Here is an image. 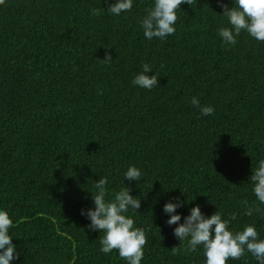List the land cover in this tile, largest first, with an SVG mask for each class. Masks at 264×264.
Wrapping results in <instances>:
<instances>
[{"label": "trees", "instance_id": "obj_1", "mask_svg": "<svg viewBox=\"0 0 264 264\" xmlns=\"http://www.w3.org/2000/svg\"><path fill=\"white\" fill-rule=\"evenodd\" d=\"M151 3L135 0L119 17L90 14L107 10L104 0L0 5V207L14 220L12 264H126L100 251L103 233L80 210L92 206L95 181L107 176L118 190L129 165L144 174L125 180L141 198L142 264L204 262L166 223L174 197L188 201L182 219L200 204L208 216L237 213L231 227L254 223L264 237V215H242L256 200L252 163L264 157V42L241 32L222 46L217 0L183 4L175 34L148 40L138 21ZM144 63L160 75L151 90L131 82ZM192 96L214 114L202 116ZM229 264L256 261L249 253Z\"/></svg>", "mask_w": 264, "mask_h": 264}, {"label": "clouds", "instance_id": "obj_2", "mask_svg": "<svg viewBox=\"0 0 264 264\" xmlns=\"http://www.w3.org/2000/svg\"><path fill=\"white\" fill-rule=\"evenodd\" d=\"M217 2L227 21V26L217 29L222 46H235L241 32L264 42V0H230L231 7L225 0ZM4 3L5 0H0V5ZM104 3L108 5L107 10L91 8L90 14L97 16L103 11L119 17L122 13L131 12L135 0H104ZM191 3L192 0H152L138 21L144 37L148 40H164L175 34L178 10L183 4ZM101 60L110 63L111 53L106 51L105 58ZM141 68L134 74L132 84L148 90L157 87L159 73L154 71V74L149 75L153 71L150 63L142 64ZM190 103L202 116H211L215 112L214 106L202 104L199 96H192ZM123 175V184L118 190L110 187L107 176L95 181L89 190L92 193V206L81 208L80 214L89 221L87 228L90 231L103 233L99 236L102 253L107 255L115 250L126 264H142L147 230L137 225L133 215L141 207V198L131 194V187L125 184V180L139 182L144 174L141 168L129 165ZM247 183L251 185L256 200L251 204L244 201L242 215H264V208H261L264 205V157H258L255 165L252 163ZM187 202L180 197L171 198L163 205V212L168 217L167 225H176L173 235L186 243L187 250L195 252L202 248L205 258L203 264H229L230 260H240L249 253L256 264H264V237H261L254 223L245 224L239 229L233 228L231 224L237 220V213L233 212L225 218L224 213L217 210L208 216L202 212L200 204L191 207L190 214L182 219L177 209ZM13 226L14 220L9 211L0 207V264H12L19 259L17 246L13 243L14 236L10 234Z\"/></svg>", "mask_w": 264, "mask_h": 264}]
</instances>
